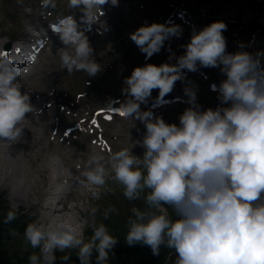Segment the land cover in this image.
Returning <instances> with one entry per match:
<instances>
[{
    "label": "clouds",
    "instance_id": "9594fccd",
    "mask_svg": "<svg viewBox=\"0 0 264 264\" xmlns=\"http://www.w3.org/2000/svg\"><path fill=\"white\" fill-rule=\"evenodd\" d=\"M109 2L118 6V0H68V8L81 13L80 23L69 14L53 29L63 44L59 63L68 74L83 72L94 78L102 71L83 26L100 25L102 6ZM42 4L54 6L55 0ZM226 30L219 20L193 29L175 63L134 67L124 78L125 99L117 111L143 123V137L134 143L144 149L142 156L133 154V146L110 152L107 158L93 151L74 177L95 200L109 178L122 186L128 201L143 199V207H131L125 242L146 245L154 256L164 246L175 253L172 264H264V69L243 48L227 52ZM180 32L174 23L153 22L139 26L129 38L150 58ZM199 68H219L224 76L211 86L220 101L216 108L202 109L195 91L185 88L189 106L178 125L141 109L153 90L162 99L186 71ZM19 75L12 59L0 56V144L5 148L22 139L30 115H40L29 93L21 91ZM82 211L87 217L82 225L28 222L23 232L33 249L28 264H73V251L79 264H91L94 253L95 264H108L117 237L105 221L117 209L88 204ZM17 213L18 208L9 210L5 222L15 220Z\"/></svg>",
    "mask_w": 264,
    "mask_h": 264
},
{
    "label": "rangeland",
    "instance_id": "374dc122",
    "mask_svg": "<svg viewBox=\"0 0 264 264\" xmlns=\"http://www.w3.org/2000/svg\"><path fill=\"white\" fill-rule=\"evenodd\" d=\"M102 7L101 20L107 27L102 33H97L95 30L86 33L94 49L95 58L103 68L100 73L94 78H88L83 72L68 74L66 70L61 69L59 63L58 48L63 45L59 46L57 41L42 39L44 47L34 59L35 64L31 73L19 80L22 85L21 91L28 92L31 102L40 110L38 117L30 115L27 118L22 139L12 144L22 162L25 163L26 160L27 173L34 171L33 181L29 177L26 179L30 182L27 187L29 201L39 200L41 189L45 186L49 173L46 164L52 159L64 166L63 170L69 177V188L73 191L71 198H76L74 201L77 208L88 204L100 205L101 208L109 206V198L105 190L108 189L110 182L112 187L119 186L117 189L123 193L122 186L109 178L105 189L101 190V198L95 200L91 197V190L79 186L74 177L80 175L83 170L82 165L92 154L93 149L107 158L110 152L133 146V154L142 156L144 149L134 143L135 140L143 137L145 132L143 123L125 119L117 111L119 102L125 99L121 92L124 78L130 76L134 67L146 63L155 65L175 63L176 57L183 54L182 46L189 42L193 29L199 30L213 21H223L227 25L223 35L227 41L228 53L243 48L256 56L260 67L264 68V43H262L264 28L259 32L258 27L252 29L256 14L259 17L257 22L264 25V0H118V6H112L109 2ZM242 8L247 9H243L241 13ZM72 13L76 16L81 14L78 10L68 8V0H55L54 6H44L42 0H0V44L3 43L0 49L7 50L5 48H11L13 43L17 44L16 41L23 39L26 26L32 25L35 18L41 20L37 23L38 27H43L42 24H46V21L51 20L55 24L57 17ZM76 16L80 23V19L78 20ZM153 22L174 23L180 27L181 32L178 36L165 41L159 53L146 58L131 41L129 33L145 23ZM222 79L224 76L219 68L186 71L184 79L177 81L173 91L163 97L172 98L175 102L151 111L148 104L158 100V90H153L148 103L142 104L141 109L154 112L153 117L158 116L167 123L178 125L179 115L189 106L185 88L195 91L196 101L202 109L216 108L220 101L211 86L218 85ZM109 100L112 101L111 105ZM113 113L115 115L111 120ZM84 118L93 133H80L73 127L75 122ZM69 128L72 129L70 133H68ZM30 163L31 167H29ZM41 169L43 184L40 185L41 180L37 170ZM2 183L0 182V208L6 213L18 208L17 218L21 221L22 230L28 222L41 219L42 211L27 212L26 202L19 205L17 199L13 198L11 192L14 184L12 185L11 181V186L10 184L3 186ZM117 200L114 201L120 207L118 213L121 214L120 220L123 221L119 223L117 221L119 215L112 213L110 219L105 222L110 233L117 237V244L113 248L127 245L124 236L127 232L126 220L131 215V207L134 204L138 207L144 206L143 199L130 202L125 198L127 206L120 199ZM22 238L23 233H20L8 242L7 246L14 248L19 245V240ZM139 245L141 244L134 246ZM57 255L59 256L60 253ZM76 257L73 251V264H76ZM24 261L21 260V264H27Z\"/></svg>",
    "mask_w": 264,
    "mask_h": 264
},
{
    "label": "trees",
    "instance_id": "16d2710c",
    "mask_svg": "<svg viewBox=\"0 0 264 264\" xmlns=\"http://www.w3.org/2000/svg\"><path fill=\"white\" fill-rule=\"evenodd\" d=\"M243 9L247 8H242L241 13H243ZM258 18L256 14L253 18L254 27L252 29L258 27L259 32L260 29L264 28V25L257 22ZM4 219L5 216L0 217V264H21V260H26L24 263L28 264L27 256L33 249L25 241L24 236L19 240V245H16L14 248L7 246V243L18 235L21 223L17 218L11 222H5ZM122 247L111 250L108 264H118L119 262L124 264H172L175 259L174 251L164 246L161 247L159 256H154L150 247L146 245H139L137 247L134 245H122ZM75 260L76 264H79L77 257ZM91 264H95V253L91 259Z\"/></svg>",
    "mask_w": 264,
    "mask_h": 264
},
{
    "label": "bare ground",
    "instance_id": "6f19581e",
    "mask_svg": "<svg viewBox=\"0 0 264 264\" xmlns=\"http://www.w3.org/2000/svg\"><path fill=\"white\" fill-rule=\"evenodd\" d=\"M19 54V51H13L10 55V58H15ZM0 56H3V54H0ZM17 153V150L15 147L11 144L10 148L2 147L0 148V182H3L1 185H7L10 184V181L17 178L16 186H14V192L13 196H16L17 202L19 205H22V203L26 202V211L27 212H35L39 207L38 205H35L33 201H29V196L27 194V187L30 185L29 180H26L27 177L30 178V180L33 181V175L34 171L28 172L24 169L22 165V159L19 157ZM24 165H27V162L25 160ZM31 163L29 164V167H31ZM26 168V167H25ZM39 176L41 175L42 169L39 171ZM40 185L43 184V178L40 176ZM17 187V189H16ZM113 193L117 192V189H111ZM64 193V192H63ZM62 193V194H63ZM60 196V195H59ZM59 196L56 197V194L53 192V197L51 198V201L47 203V205L44 208H41L39 210H42V217L40 220H56V221H64L63 217L60 216H66L67 215V209H63L61 211L57 210V207H59ZM69 220V217L67 218Z\"/></svg>",
    "mask_w": 264,
    "mask_h": 264
},
{
    "label": "snow or ice",
    "instance_id": "6c2138e0",
    "mask_svg": "<svg viewBox=\"0 0 264 264\" xmlns=\"http://www.w3.org/2000/svg\"><path fill=\"white\" fill-rule=\"evenodd\" d=\"M0 54H4V55H6V53H0ZM18 70V69H17ZM93 123H95V121H93Z\"/></svg>",
    "mask_w": 264,
    "mask_h": 264
}]
</instances>
